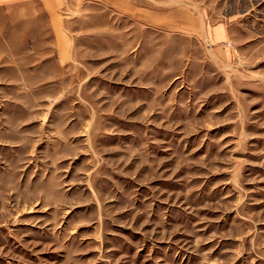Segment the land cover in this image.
<instances>
[{
  "label": "rangeland",
  "instance_id": "obj_1",
  "mask_svg": "<svg viewBox=\"0 0 264 264\" xmlns=\"http://www.w3.org/2000/svg\"><path fill=\"white\" fill-rule=\"evenodd\" d=\"M0 264H264V0H0Z\"/></svg>",
  "mask_w": 264,
  "mask_h": 264
},
{
  "label": "crops",
  "instance_id": "obj_2",
  "mask_svg": "<svg viewBox=\"0 0 264 264\" xmlns=\"http://www.w3.org/2000/svg\"><path fill=\"white\" fill-rule=\"evenodd\" d=\"M7 1H10V0H7ZM120 5V4H119ZM142 13H144V11L142 10ZM145 15H146V23H148V20H149V22H152L153 21V12H148L147 10L145 11ZM221 32V34L220 33H215V30L213 29L212 30V32H213V35H211V39L212 38H214L215 39V41L217 40V42H224V41H226L227 40V38H228V30L226 29L225 30V32H224V30H222V28H221V30H220ZM215 34H217V36L215 35ZM220 34V35H219ZM213 40V39H212Z\"/></svg>",
  "mask_w": 264,
  "mask_h": 264
}]
</instances>
